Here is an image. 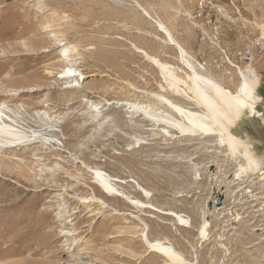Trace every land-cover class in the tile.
Masks as SVG:
<instances>
[{"label":"rangeland","instance_id":"1","mask_svg":"<svg viewBox=\"0 0 264 264\" xmlns=\"http://www.w3.org/2000/svg\"><path fill=\"white\" fill-rule=\"evenodd\" d=\"M157 23L200 76L231 93L239 71L256 80L255 113L244 111L230 132L244 145L238 153L246 149L259 168L240 172L246 162L217 138L178 137L133 110L170 116L152 95L200 110L177 97L158 68L192 87ZM68 69L83 76L62 78ZM1 104L26 131L50 139L52 129L61 151L48 157L53 146L39 143L0 148V264H171L148 251L142 224L151 242L189 264H264V0H0ZM94 169L110 177L115 194L98 190ZM53 171L61 174L56 183ZM85 198L107 206L82 207ZM89 209L99 214L89 217Z\"/></svg>","mask_w":264,"mask_h":264},{"label":"bare ground","instance_id":"2","mask_svg":"<svg viewBox=\"0 0 264 264\" xmlns=\"http://www.w3.org/2000/svg\"><path fill=\"white\" fill-rule=\"evenodd\" d=\"M140 9L142 10L145 16L149 17L148 13L144 9H142L141 7ZM157 27H158V30H160L166 36L168 43H170V45L174 46L177 49L181 63L184 65V67L188 71H190L191 76L189 78H190L192 87L188 89L182 84H180L179 81L174 76H172L170 72L167 71L168 70L167 66L158 64V68L160 69L161 73L164 75L167 81L175 82L174 92L176 96L179 98L181 97L187 101L193 102L195 105L194 107L200 110L194 112L189 108L184 109L161 95H152L151 97H153L160 105H163L167 110H169L171 113L170 116L158 115L154 112L147 110L142 105L139 106V105L134 104L131 107L133 108L134 111H138L141 114L145 115V117L149 119L150 121H152L153 124H157V123L164 124L167 128H170V131L176 132L178 134V137H186L190 139L191 138L192 139L193 138L194 139L196 138L204 139L205 137L217 138L218 143L225 144V146L228 148L230 153L235 156L238 153L237 148L242 146V148L244 149V145L234 135L231 134L230 129L231 127H233L234 123L240 119L244 111H247L250 115L255 113L256 106L259 103V100H258L259 98H256L255 95L253 94L254 88L257 84L256 80L248 79L246 76L243 75V73L239 71V75L241 78L239 87L235 93H231L228 89H225V87L216 83L211 78L200 76L201 74L199 75L195 67L191 64V61H190L191 58L172 38L169 31L161 23H157ZM198 68L202 70V67L199 65H198ZM81 76L83 75L79 73L76 74L75 71H71L70 69L62 73V78H79ZM72 86H75V85H71L69 86V88H71ZM45 107H48V106H45ZM9 113L12 114L13 117L10 115H7ZM37 115L41 116L42 119L44 120H49V121L51 120L46 111H43V112L41 111V113L39 114L37 113ZM173 115L175 118L173 117ZM57 124L59 123L57 122ZM48 125L52 126L53 124L49 123ZM50 132L53 133V135L49 136L50 139H47L45 137L47 135L44 136V134L41 133L40 131L24 130L21 126V123L18 121V118L16 117V115H14L10 110L6 109V106H4V104L0 105V148L4 149L6 148V146H10V147L25 146L26 147L27 145L34 144V143L47 144L49 146H53V148L51 147L52 148L51 152L45 153L46 156L49 157V155H51L53 151H57V152L61 151L60 149H58V147H56L58 143L54 138L55 135H54L53 130L51 129ZM164 133L167 136L169 134L167 131H164ZM54 154L56 155V153H53V155ZM238 155H240V158H242L243 161L246 162L245 167L239 168L240 172L257 169L258 166L255 160L250 158L246 149L242 154L238 153ZM54 160L60 161L61 159L59 160L57 158ZM40 161L41 160H39V162ZM60 162H63V161H60ZM31 165H33V163ZM34 167L36 166L34 165ZM17 168L19 172L21 170L22 177L24 178V180L30 181L31 176H29L26 173V170L24 169V165H18ZM56 171H58V169ZM36 172H39V175H38L39 177L43 175L42 174L43 170L41 168H39ZM92 174L94 176V183L96 184V187L99 188L98 190L100 192L102 191L107 195H111V193H114V194L116 193V189L114 188V185L112 184V180L110 179L108 175L96 169L92 171ZM260 175L261 177L263 176L262 173ZM60 176H61L60 173H56L53 171V173L51 174V181L56 183V179L59 180V178H61ZM42 179L44 178L42 177ZM198 179L199 178H196V180ZM77 183H79L78 180H77ZM133 184L135 185L136 190L138 192H140L144 196H149L148 191H146L141 185L137 183H133ZM79 203H80V206L85 207V208L89 207V205H91L92 203L94 204L97 203L98 205H100L99 206L100 208L107 206L103 200H93V199H87V198L81 199ZM129 204L134 205L137 208L149 209L154 212L160 213L162 215L176 217L178 218L180 225L184 223L183 220L174 213L163 212V211L153 208L150 205H141L136 202H129ZM87 212L90 213L88 214L89 217L99 214V213H93V211L90 209ZM131 218L138 220V216H131ZM142 226H143V230L140 236H141L142 241L147 246L149 252H153V253L160 255L161 257L165 258V260L171 262V264H189L183 260L182 256L177 251H175L172 247L166 245L163 241L162 242L161 241L151 242L148 237L147 226L144 224H142ZM204 233H205L204 228L202 227V229L200 230V234L203 236L205 235ZM68 235L72 236L71 234H68Z\"/></svg>","mask_w":264,"mask_h":264},{"label":"water","instance_id":"3","mask_svg":"<svg viewBox=\"0 0 264 264\" xmlns=\"http://www.w3.org/2000/svg\"><path fill=\"white\" fill-rule=\"evenodd\" d=\"M221 202H222V198L219 197L215 202H214V205L218 208L221 206Z\"/></svg>","mask_w":264,"mask_h":264},{"label":"built area","instance_id":"4","mask_svg":"<svg viewBox=\"0 0 264 264\" xmlns=\"http://www.w3.org/2000/svg\"><path fill=\"white\" fill-rule=\"evenodd\" d=\"M205 7V4H204V2H199V9H203Z\"/></svg>","mask_w":264,"mask_h":264},{"label":"flooded vegetation","instance_id":"5","mask_svg":"<svg viewBox=\"0 0 264 264\" xmlns=\"http://www.w3.org/2000/svg\"><path fill=\"white\" fill-rule=\"evenodd\" d=\"M221 197V196H220ZM219 198V197H218ZM222 198V197H221ZM223 199V198H222ZM223 201V200H222ZM221 204H222V202H221Z\"/></svg>","mask_w":264,"mask_h":264},{"label":"crops","instance_id":"6","mask_svg":"<svg viewBox=\"0 0 264 264\" xmlns=\"http://www.w3.org/2000/svg\"><path fill=\"white\" fill-rule=\"evenodd\" d=\"M146 17H148V16H146Z\"/></svg>","mask_w":264,"mask_h":264}]
</instances>
